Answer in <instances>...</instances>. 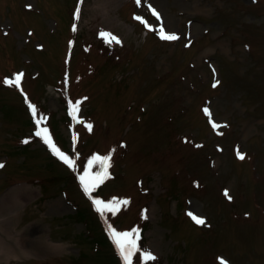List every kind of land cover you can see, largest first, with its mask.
I'll return each instance as SVG.
<instances>
[{
  "label": "rangeland",
  "instance_id": "374dc122",
  "mask_svg": "<svg viewBox=\"0 0 264 264\" xmlns=\"http://www.w3.org/2000/svg\"><path fill=\"white\" fill-rule=\"evenodd\" d=\"M0 164V264H264V0H0Z\"/></svg>",
  "mask_w": 264,
  "mask_h": 264
},
{
  "label": "snow or ice",
  "instance_id": "6c2138e0",
  "mask_svg": "<svg viewBox=\"0 0 264 264\" xmlns=\"http://www.w3.org/2000/svg\"><path fill=\"white\" fill-rule=\"evenodd\" d=\"M139 2V0H138ZM153 14L157 16V18H159V14L155 12V9L152 10ZM77 18H79V9L77 10ZM136 19L138 20H142L141 17H136ZM143 22V21H142ZM146 23V22H145ZM75 30V28H74ZM160 37L161 39H166V40H176L179 39V37L175 34V33H167L164 31L163 25H161L160 27ZM100 36L105 39L106 43L111 44L112 42L115 43H120V40L118 37L114 36L111 33L108 32H104L101 31ZM22 75L23 74H17L15 81H5L6 83H10L13 84V86H19L20 85V81L22 79ZM218 83V82H217ZM215 86V85H214ZM79 101L76 102L75 105H73V115H75L76 111L79 108ZM30 108L33 112V114L35 115L36 112V108L34 105H30ZM206 114L210 113L208 112L207 109H205ZM37 123H39V121H37ZM213 127H218L217 125H215L213 123ZM88 128L91 129V125H88ZM43 131V135H44V139H45V143L49 144V147L52 149V151L59 156V158L61 160H63L66 164H68L69 166H74V160L69 157L67 154L61 152L54 143H52L50 137L47 134V130L44 129ZM37 136H41L42 132L38 131L35 133ZM24 143H28V140L23 141ZM240 159H243L244 156L242 154H238ZM110 157L105 156L103 158L96 156L93 157L92 161H89V165L91 166V164L93 162H101L105 165L104 168V176H107V166H108V161H109ZM0 167H3V164H0ZM103 179V177H101L100 173H97L95 176H90V174L87 172V170L85 171V174L83 176H81V180L84 182V189L86 192H91V190L96 186L97 183L101 182ZM225 195L227 196V190H225ZM229 199H231V197H228ZM127 201L126 200H114L111 201L109 203H104L101 200H95L94 204L97 206V210L100 212H104V211H108V212H115L119 209V206L121 204H126ZM102 206V207H101ZM191 218L197 223V224H204L205 221L202 217H198L196 215H194L193 213H188ZM112 234H113V238L115 241V244L120 252V254L122 255L125 264H131V260H132V256L134 255V253H136L137 251H139L140 249L138 248V244H137V240H138V234L134 233V232H117L115 229H112ZM142 258L146 261H151V260H155L156 257L153 253H151L150 251H143L142 253ZM221 264H227L226 261L221 260Z\"/></svg>",
  "mask_w": 264,
  "mask_h": 264
},
{
  "label": "bare ground",
  "instance_id": "6f19581e",
  "mask_svg": "<svg viewBox=\"0 0 264 264\" xmlns=\"http://www.w3.org/2000/svg\"><path fill=\"white\" fill-rule=\"evenodd\" d=\"M96 12H98V11H96ZM111 12L112 11H109V13L108 14H111ZM100 14H103V12H99ZM104 21H106L108 24H113V22L112 21H108V19L106 20V19H104Z\"/></svg>",
  "mask_w": 264,
  "mask_h": 264
}]
</instances>
